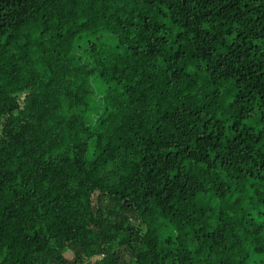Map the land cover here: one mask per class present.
I'll return each mask as SVG.
<instances>
[{
  "label": "trees",
  "instance_id": "trees-1",
  "mask_svg": "<svg viewBox=\"0 0 264 264\" xmlns=\"http://www.w3.org/2000/svg\"><path fill=\"white\" fill-rule=\"evenodd\" d=\"M0 264H264V0H0Z\"/></svg>",
  "mask_w": 264,
  "mask_h": 264
},
{
  "label": "built area",
  "instance_id": "built-area-1",
  "mask_svg": "<svg viewBox=\"0 0 264 264\" xmlns=\"http://www.w3.org/2000/svg\"><path fill=\"white\" fill-rule=\"evenodd\" d=\"M96 258H99V256H97ZM96 258H95V259H96Z\"/></svg>",
  "mask_w": 264,
  "mask_h": 264
}]
</instances>
